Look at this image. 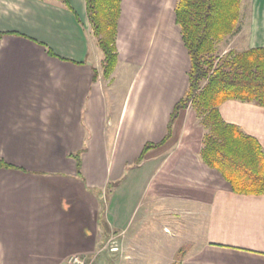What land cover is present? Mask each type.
<instances>
[{"label": "crops", "instance_id": "crops-1", "mask_svg": "<svg viewBox=\"0 0 264 264\" xmlns=\"http://www.w3.org/2000/svg\"><path fill=\"white\" fill-rule=\"evenodd\" d=\"M69 1L73 12L61 0H0V33H8L0 38V158L12 166L0 168V264L90 262L113 239L126 251L143 248L163 215L174 219L163 225L174 243L157 245L153 232L149 240L166 264H264V195L234 193L202 161L206 130L189 108L135 165L147 144L164 140L187 90L177 0H122L119 63L97 81L102 58L85 0ZM249 17L243 50L264 47V0ZM122 62L145 70H133L120 106L113 90ZM220 110L264 147V108L228 101ZM121 256L117 264H132L131 253Z\"/></svg>", "mask_w": 264, "mask_h": 264}, {"label": "trees", "instance_id": "trees-1", "mask_svg": "<svg viewBox=\"0 0 264 264\" xmlns=\"http://www.w3.org/2000/svg\"><path fill=\"white\" fill-rule=\"evenodd\" d=\"M45 1V0H44ZM243 0H177L175 23L187 51L190 68L188 86L171 114L167 135L159 144H147L135 161L139 165L152 149L172 136L180 116L193 105L206 133L202 161L218 171L234 193L264 195V147L239 126L228 123L220 107L228 101L251 103L264 108V47L217 54V46L241 31ZM73 12L69 0H61ZM93 35L103 53L94 80L111 78L119 63L117 48L122 0H85ZM8 33H0V38ZM53 56V52L48 50ZM81 152L74 154L81 173ZM12 166L0 158V168Z\"/></svg>", "mask_w": 264, "mask_h": 264}, {"label": "rangeland", "instance_id": "rangeland-1", "mask_svg": "<svg viewBox=\"0 0 264 264\" xmlns=\"http://www.w3.org/2000/svg\"><path fill=\"white\" fill-rule=\"evenodd\" d=\"M253 4H254V0H243L242 5H241V22H240L241 31L237 35L233 37H228L218 44L217 54L219 56H223L229 51H243L244 47L246 46L247 39H248L247 38L248 37V34H247L248 33V22L250 18L249 16L251 15V12L253 9ZM165 17H166V13H165ZM95 40L97 44V39L95 38ZM96 52H98V57H100V59L103 58V53L100 50L98 45H96ZM140 53H143V52H140ZM184 60H185V57H184ZM160 63L161 61H158V64ZM149 64L150 63L147 62V70H149L148 69ZM136 69L138 71L139 70L144 71L145 67L144 65L135 66L127 62H122L119 68L117 69V71L118 70L119 71L117 72L118 74H116V79H115V84H114L116 87H114L113 92L116 93V97H118L117 104L120 106L123 103L124 97L127 95L129 84L133 77L132 72L133 70L135 71ZM150 72H152V70ZM188 110H189V116H190L189 119H192V116H194V113H195L196 117H198L197 118L198 124L203 127L201 118L198 116L195 110V107L193 105H190ZM110 189L111 191H113L115 189V186H111ZM134 191L135 189L128 187L127 192L129 193L127 197L128 196L133 197ZM173 220L174 219L172 216H167V215L157 217L155 222L153 223V226H149L148 232L144 233V234H147L146 236L147 239L145 238L144 241L139 240V243L143 245V248H140V247L133 248L132 247L131 250L129 248L128 251H126L127 248L124 247V245L121 248L118 247V244L120 242H118L117 239H113L111 242H109V244L107 245V248H105L99 254V256L94 260V262H97L99 264H117L118 263L117 259L120 257V255L125 256V255H128V253H131L133 256V261L129 263H132V264H166L167 263L166 259L168 258L167 256L162 257V256H155L152 254L151 251L155 250V248L151 244L149 238H151V232H153L155 236H157V238L159 239V243L157 242V245L159 244V246H162V247L168 245V247L170 248L172 244L174 243V239H169V237L163 230V225H172ZM152 243H155V242H152ZM177 243H181V242H177ZM190 246L191 245L188 242H185L184 250L180 253L182 254L185 251H189ZM115 248H117V250H114ZM176 257H177L176 260L178 261L181 256H176Z\"/></svg>", "mask_w": 264, "mask_h": 264}, {"label": "built area", "instance_id": "built-area-1", "mask_svg": "<svg viewBox=\"0 0 264 264\" xmlns=\"http://www.w3.org/2000/svg\"><path fill=\"white\" fill-rule=\"evenodd\" d=\"M114 250H117V248H115ZM68 264H99V263L94 261L87 262V260H85L82 257L74 256L69 259Z\"/></svg>", "mask_w": 264, "mask_h": 264}]
</instances>
